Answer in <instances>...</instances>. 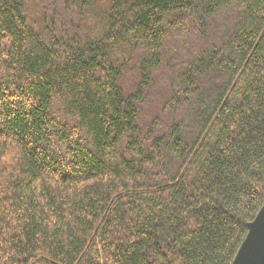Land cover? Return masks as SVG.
Returning a JSON list of instances; mask_svg holds the SVG:
<instances>
[{"label":"trees","instance_id":"obj_1","mask_svg":"<svg viewBox=\"0 0 264 264\" xmlns=\"http://www.w3.org/2000/svg\"><path fill=\"white\" fill-rule=\"evenodd\" d=\"M263 203L264 0H0V264H231Z\"/></svg>","mask_w":264,"mask_h":264},{"label":"water","instance_id":"obj_2","mask_svg":"<svg viewBox=\"0 0 264 264\" xmlns=\"http://www.w3.org/2000/svg\"><path fill=\"white\" fill-rule=\"evenodd\" d=\"M231 264H264V203L247 224V233Z\"/></svg>","mask_w":264,"mask_h":264},{"label":"rangeland","instance_id":"obj_3","mask_svg":"<svg viewBox=\"0 0 264 264\" xmlns=\"http://www.w3.org/2000/svg\"><path fill=\"white\" fill-rule=\"evenodd\" d=\"M163 96V94H161V96H160V98ZM154 105H156V103H154ZM144 117V116H143ZM149 117H151V115L149 116Z\"/></svg>","mask_w":264,"mask_h":264}]
</instances>
